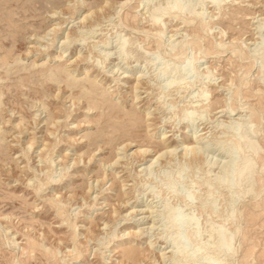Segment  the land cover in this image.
I'll return each instance as SVG.
<instances>
[{
    "label": "rangeland",
    "instance_id": "rangeland-1",
    "mask_svg": "<svg viewBox=\"0 0 264 264\" xmlns=\"http://www.w3.org/2000/svg\"><path fill=\"white\" fill-rule=\"evenodd\" d=\"M263 50L264 0H0V264H264Z\"/></svg>",
    "mask_w": 264,
    "mask_h": 264
},
{
    "label": "bare ground",
    "instance_id": "bare-ground-1",
    "mask_svg": "<svg viewBox=\"0 0 264 264\" xmlns=\"http://www.w3.org/2000/svg\"><path fill=\"white\" fill-rule=\"evenodd\" d=\"M218 4H220L218 1H214L213 2V5L214 6H217ZM152 15H153L152 16V19H151L152 25L153 26L159 25V23H160V21H161V19L163 17H171V18L172 17L173 18L174 17H176V18L179 17L180 16L179 5L177 4V2H175V4H173V6L167 8V9H165L163 11H158V10L156 11L155 10V13L152 14ZM162 38H163V34H159L157 36V39L158 40H156V42L158 43L159 41L162 40ZM181 60H185V57L183 56V54L182 55H179V56H176L174 58V61L175 62H179ZM260 61H261V64L264 63V50L262 51V54H261V57H260ZM199 63H201L200 60L197 61L196 63H192L191 66L193 68H195V65H197ZM50 76H51V74H50ZM90 85H91V83H90ZM236 132H237L236 134H240L241 137L243 135L244 136V139H242L243 142L238 143V145L236 146L234 152L230 156L231 160H236L238 156H241L240 155L241 154V151L243 150V148L245 147V145H247V143L250 142L249 141V138L251 136H254L256 134L255 130L254 129H251L250 127L248 129H246V130L241 129L240 127L238 129L236 128ZM164 138H166V137H163V139ZM145 152H147V151H145ZM255 154H256V151L253 150L251 152V155L248 157V159L246 158L247 160H245V162L242 165L236 166L235 168H233V166L231 167V169L229 170V174H230L231 177H230L229 181L227 182V184L224 187L225 190H229V189L233 188V186H242L245 183V181H248L250 178H252L254 176V172H253L254 161L257 158H259L258 155L255 156ZM240 193L242 194V192H240ZM190 196H188L185 199L183 198L182 201L184 203H186V204H189L190 202L188 201V198H191ZM254 197H256V196H254ZM185 221L186 220H185V217H184L183 213H180L175 218V220H173L171 223H172V226L174 228H176L177 230H179L180 228L183 227L184 224H186ZM216 231H214V232H216ZM198 232L199 231L197 230V228H192V229L188 230L186 232V234L181 237V239L178 238L179 239V242H178V245L179 246H176V247H178L177 248V251H176L177 252V255L185 256L186 254H188L187 256L189 257L190 261H194L195 262L197 260V258L201 255V253L205 252L204 251L205 249H204V247L201 244H194L193 245V243L191 242L192 239L195 238V236L197 237ZM217 235H221V231H218L217 232ZM230 248H231V243L228 242L226 248L224 249L225 254H226V252ZM232 254H233V252L230 253V255H232ZM125 255H127L128 257H133L134 256V252L133 251H128V252L125 253ZM214 264H216V263H214Z\"/></svg>",
    "mask_w": 264,
    "mask_h": 264
}]
</instances>
